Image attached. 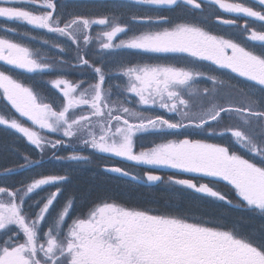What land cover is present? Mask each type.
Here are the masks:
<instances>
[{"label":"snow or ice","instance_id":"obj_1","mask_svg":"<svg viewBox=\"0 0 264 264\" xmlns=\"http://www.w3.org/2000/svg\"><path fill=\"white\" fill-rule=\"evenodd\" d=\"M126 6L152 12L183 7L193 19L133 17L147 30L128 35L117 17L66 14L61 0H0V99L35 129L11 112L0 115V126L26 138L41 156L53 150V158L67 162L64 167L69 170L37 173L11 185L0 182V264H264V233L259 238L246 236L178 212L138 209L108 198L77 214L75 196L65 194L71 170L100 154L143 167V180L149 185L165 182L155 170L171 169L182 175L168 176L166 182L232 205L212 186L224 182L239 207L264 218V0H131ZM212 7L261 22L260 30L247 21L240 29L244 40L257 44L260 51L213 34L195 20ZM217 20L237 24L236 19ZM15 25L63 40L53 45L60 53L70 44L75 55L72 61L61 58L60 66L90 69L92 79H54L51 86L61 93L59 107L41 100L10 70L34 74L54 66L41 63L32 48L15 39L21 35ZM94 25L104 26L103 31L94 34ZM121 34L126 38L117 41ZM23 36L27 38L28 31ZM97 39L99 58L90 61L89 46ZM117 54L149 61H122L114 72L105 58ZM152 58L165 62L153 63ZM204 63L249 81L244 88L232 86L241 100L216 102L217 86L224 81L201 71ZM115 79L121 82L113 83ZM204 79L211 87H200ZM113 89H118L115 99ZM221 125L222 131L216 132ZM201 132L227 137L231 143L193 138ZM149 136L156 139L140 143ZM41 166L42 160L24 155L22 162L5 168L3 181ZM104 171L137 179L116 165ZM205 178L209 182H203ZM38 193L43 195H34Z\"/></svg>","mask_w":264,"mask_h":264},{"label":"trees","instance_id":"obj_2","mask_svg":"<svg viewBox=\"0 0 264 264\" xmlns=\"http://www.w3.org/2000/svg\"><path fill=\"white\" fill-rule=\"evenodd\" d=\"M178 9L180 14L172 15L168 14L167 11H163L162 14L169 17L170 19H178V17L181 15H186L193 18L192 14L189 13L186 8L179 7ZM207 11L208 9L205 10V12ZM212 13L214 16L212 14H208V21L203 22L207 23L206 25L201 23V21H204L205 14L201 16V18L195 17V20L197 22L200 21L199 23L206 28L213 27L214 29H219L216 32L218 35H221L223 30H230L214 24L213 20L215 19V14L216 16L222 15L218 14L217 10L213 11ZM236 29H233L232 31L234 32ZM209 30L211 32L213 31L211 29ZM239 41L244 43L243 39ZM252 45L250 47L254 48L256 51H259V47L254 44ZM241 78L242 77H239V79ZM226 79L228 80V78ZM231 82L235 84L234 81ZM203 137L193 136V138L196 139H202ZM7 138L4 137V140ZM153 139L156 138H152V140ZM210 142L222 144L231 143V141L227 138H212L210 139ZM150 143L151 141L148 144ZM8 156L11 157L12 155L8 154ZM13 159L14 158H12V160ZM104 162V159L97 157L95 160L92 158L88 163L80 164L78 168H73L71 170L72 182L67 185V190L65 192L75 196L76 199L79 198L80 195L84 196L89 194L91 198L85 200L89 202L93 198L95 200L108 198L123 206L147 209L159 213L178 212L197 220L217 224L221 227L226 226L230 230L234 229L246 236L254 235L256 238H259L260 234L264 233V218L260 217L257 213H253L236 205H228L226 203L213 200L212 198L202 196L201 194H195L189 189L170 184L166 182V180L165 182H161L159 185L153 187H144L130 183L133 187L132 189L119 188L115 182H121L123 180L107 175L103 170V167L106 166ZM166 176L167 175H165V177ZM175 176L177 175L175 174ZM111 181H114L115 184H113ZM203 182L209 181L207 178H205ZM212 186L226 194L229 199L231 198V187L226 183H213ZM79 201L81 200L77 199V202Z\"/></svg>","mask_w":264,"mask_h":264},{"label":"rangeland","instance_id":"obj_3","mask_svg":"<svg viewBox=\"0 0 264 264\" xmlns=\"http://www.w3.org/2000/svg\"><path fill=\"white\" fill-rule=\"evenodd\" d=\"M79 1H87V0H79ZM112 1H124V2L126 1L128 3L131 2V0H112ZM231 1H233V2H241V0H225L226 3H232ZM181 8H183V7H181ZM215 10H217L218 14H221L223 16H227V17L232 18V19H234L236 17L239 20L238 29L236 31L233 32V31L225 30V31L221 32V35H223L225 37H230V38H233V39H236V37L244 38V34L240 31V29L244 25L245 21H247V19H245V18L243 19L242 16H236L235 14L225 13L223 10L218 9V7L208 8V11L205 12L204 14H206V15L213 14L212 12L215 11ZM145 11H148V10H145ZM164 11H167V10H164ZM169 11H171V10H169ZM96 12H97V10L95 9L94 13H96ZM99 12L101 13V15H103V13H105L106 11L100 10ZM148 12H150V11H148ZM157 13H160V12H157ZM133 17L139 18V14H137V15H136V13L132 14V19H133ZM197 17L200 18L201 16H197ZM97 18H100V16L99 17H95L94 19H97ZM118 20H119V18H118ZM133 21H134V23H132V24H133V29H134V27L136 28V26H134L135 25V20L134 19H133ZM170 21L171 22H178V21H175L174 19H172ZM204 21L207 22L206 18L204 19ZM252 21L253 20H251V21L248 20L247 21L248 26L250 28H253V26H252L253 22ZM203 24L206 25L207 23H203ZM15 26L18 27L17 25H15ZM137 26L139 28H141L142 31L147 30V26L145 24H143V23H141V25H137ZM21 28L23 30H25V31L27 30L22 25H21ZM103 29H104V26L94 25L93 26V33L98 35L101 31H103ZM207 29L208 30L209 29L213 30L214 31V32L212 31L213 34H215L217 32L216 29H214L213 27H208ZM121 38H126V37H124V34H121L120 36L117 37V41L119 39H121ZM60 41H61V39H58V38L56 39L57 43H59ZM115 42L116 41H114V43ZM247 44L249 45V43H247ZM89 48L92 50V53L96 55V53H98L100 51L99 40L98 39L95 40L93 42V44L89 46ZM40 51H43V50L40 48ZM42 53L40 54V57L44 58L43 57L44 55H42ZM118 55L121 56L120 54H117V55H114V56L106 57L105 60H107V59L116 60V57H118ZM94 57H95L94 60L99 58L97 55L94 56ZM123 58H124L125 62L131 61V62L135 63V62H148L149 61L148 57L127 55V54H124ZM150 62H153V63H155V62L164 63L165 61H163V60L157 61L154 58H152ZM167 62L168 63H173V64H178V65H181V66H183L185 64L184 61H172V60H170V61H167ZM200 70L204 71V72H206L208 74H211V75H216L221 80L224 81L223 84L217 86L218 87V94L216 96V102H226L228 100H232V101L241 100L240 95L238 94V92H236L233 89L232 86H235V88L238 89V88H244L246 85H248L250 83L249 81L245 80L244 78L239 79V77H236L235 75H233V73L231 74L230 72H227L225 74H222L224 72V70L214 71V66H212L210 64H207V63H204L201 66ZM113 71L114 72H118L119 69H116V70H113ZM13 76L16 77L17 75L14 74ZM46 76L47 75H44V74L40 73V74H37L36 78L38 80H40V81H45L46 84L51 87V90L54 93H55V91H56V93H58L59 90H57V89H55L54 87L51 86V81L54 80V79H58V78L66 79V77H67L66 73H60V72H57L55 75H50V76H47V77ZM82 76H86V75L84 74ZM82 76H80V74H78L76 77L73 76L72 78H70L68 80L70 82L78 83L82 79L81 78ZM226 78H228V80ZM83 79H85V78H83ZM231 81H234L235 84H233ZM241 81H243V82H241ZM112 82L118 84L121 81L119 79H115ZM199 84H200L201 88L211 87V82L208 81L207 79L199 81ZM52 91H51V93H52ZM113 92L116 94L118 92V89H113ZM56 95H58V94H56ZM44 102H47V101H44ZM60 102L61 101H59V100H57V101L53 100L51 103H53L56 107H59ZM9 112L13 113L16 116V118L21 120L26 126H29V127H32V128L35 129V126L31 125V123L28 122L26 119L18 117L16 115V113H14V110H12L9 105H6V102L3 99H0V115H6ZM233 122L234 121H225L224 123L228 124V123H233ZM4 129H5L4 127L0 126V132H1L0 133V172L4 171L6 167H14L13 166L14 162H19V161L22 162V156H24V155H28V156H30L32 158L31 154L33 153L34 159H40V160L47 159V158L51 157V155L53 153V150L45 151L43 153V155L41 156L37 151H36V153H34L35 150L33 149V146H31L29 143H27L26 138H23L20 134L14 133L12 130H7L6 129V131H4ZM222 129H223V125H221L220 127H217L215 129V131L219 132V131H222ZM6 133H10V135H9L8 138L6 137L7 139L4 140V137L6 136ZM193 136H197V137H203L204 136L202 139H207L208 142H210V139H212V138H222V139L227 138V137H221L219 135H214L212 137H207L202 132L201 133H193ZM48 138L52 139L54 137L49 135ZM152 138H155V137H150V136L146 137L144 140L141 141V143L144 144V145H147L150 141H152ZM208 138H210V139H208ZM8 154H10L12 156L9 157ZM58 154H60V155L63 154V151H59ZM81 154H85V153H81ZM12 158H14V159L12 160ZM51 159H52V161L48 162L49 164H46V166H47L46 168H48L50 173H60L61 171L65 172V170H68L67 168L64 167V163H67V162H58L53 157ZM79 166H80V164L76 165L74 168H78ZM171 174H173V173H171ZM26 177H28V175H25L22 178H26ZM166 178H167V176L165 177V180H166ZM0 182H6V183H8L10 185L11 184H15V182H12L11 179H8L7 181H3V179H0ZM18 182L19 181H17L16 183H18ZM34 195L39 196V195H43V193H38V194H34ZM230 197H231L230 199L233 202L232 205L238 206V201H237V198L234 195V192H233L232 188H231V192H230ZM89 198H91V197H90L89 194H87V195H84V196L80 195L79 198H77V199L81 200L79 202H77V199H76L75 211H76L77 214L83 213L85 211V209H87L89 207V205H91V204H93V202L97 201L94 198L90 202L89 201H85V200H87ZM30 211L34 212L35 209H30Z\"/></svg>","mask_w":264,"mask_h":264},{"label":"flooded vegetation","instance_id":"obj_4","mask_svg":"<svg viewBox=\"0 0 264 264\" xmlns=\"http://www.w3.org/2000/svg\"><path fill=\"white\" fill-rule=\"evenodd\" d=\"M61 3L63 5H65V7L63 8V11L68 14V13H75V14H80L86 17H90V18H95V17H102V16H107L109 18L112 17H118L119 18V22L121 23L122 26H127L128 28V35H131L132 33H140L142 32V29L139 28L137 25H140L141 23L138 21V19L135 20V25L136 28L134 27L133 29V24L134 21L131 18L132 15V9L137 10L136 12H138V10L142 13V9L139 7V9L135 8L134 6H126L128 5V2H124V1H112V0H87V1H79V0H61ZM130 4V3H129ZM97 10L96 13H94V10ZM93 10V12H92ZM100 10H104L106 11L105 13H103V15H101V13L99 12ZM247 19V21H251L252 22H259L256 21L252 18H246L243 17V19ZM237 21V20H236ZM239 21V20H238ZM238 21L237 24L238 25ZM260 25L262 26L261 22H259ZM137 24V25H136ZM21 35L16 36L15 39H17L20 42L26 43L30 48L33 49L34 53L37 54V59L41 62V63H48V64H52L54 66V70H50V71H46V72H38V73H34V74H27L23 71H16V70H10L11 74L14 75L16 74V78H18L19 80H21L22 82L26 83L29 86H32L34 88V90L38 93L39 97L41 100L43 101H47V102H52L54 101H61V93H55L51 90V87L49 85L46 84L45 81H40L36 78L37 74H44L47 76L50 75H55L57 72L60 73H66L67 77L66 79H70L73 76H77L78 74H80V76L82 75H86V76H82L81 78H85L86 80H90L92 79V72L90 69H84L81 70L79 68L76 67H72V68H68L67 65H65L63 68L60 66L59 64V60L61 58H63L66 61H72L75 53L74 51H72V46L70 44L65 45L67 48V51L65 53H60L58 51V48L53 47L54 44H64V41L61 40L59 43L56 42L57 37H55L53 34H48V33H44L43 31L40 32H36V31H31V30H26L28 31V37L25 38L23 36V33L25 32V30H23L21 28V25H17ZM2 27V26H0ZM260 28H258V30H260ZM0 35H3V32L0 31ZM32 37H35V39H32ZM125 37V36H124ZM48 40L49 43L48 44H44L43 41L44 40ZM40 48L43 51H40ZM119 52V50H117ZM43 52V53H42ZM42 53V55H44V58L40 57V54ZM96 56L95 54L92 53V50L90 49L89 52V59L90 61H93L95 59ZM124 55H121L118 57H116V60H110L107 59L105 60L106 64L111 67L113 70L119 69V64L124 61L123 58ZM3 67V66H0ZM82 73V74H81ZM50 74V75H48ZM46 76V77H47ZM51 79V78H50ZM49 80V79H48ZM47 81V80H46ZM38 82V83H37ZM52 91V93H51ZM58 94V95H56ZM115 93L113 92V99L114 98ZM18 117L19 115L16 114ZM32 158H34V156L32 155ZM47 159L42 160V166L38 169H34L31 172H25L23 175H17V176H13L10 177L9 179L12 180V182H17L20 181L21 179H25L22 178L25 175L31 176V175H36L37 173H50V171L48 170V168H46V164H49L48 162H46ZM119 163L121 165L126 164V163H130V162H126L123 160H119ZM19 162H14L13 166H16ZM119 164V165H120ZM122 167V166H121ZM49 171V172H48ZM137 171V175L140 176H144L143 170L138 169ZM140 173H139V172ZM3 172H0V179H3L2 175Z\"/></svg>","mask_w":264,"mask_h":264},{"label":"water","instance_id":"obj_5","mask_svg":"<svg viewBox=\"0 0 264 264\" xmlns=\"http://www.w3.org/2000/svg\"><path fill=\"white\" fill-rule=\"evenodd\" d=\"M216 22H217L218 24H220V25H223V24L219 23L218 20H216ZM223 26L231 27V26H228V25H223ZM108 173H109V172H108ZM110 174H112V175H114V176H117V177H120V178H123V179H126V180H129V181L134 182V183H137V184H141V185H149V184L145 183L143 179H140V178H138V177H137L136 180H131V179H129L128 177H121V176H118V175H116V174H114V173H110ZM131 175H132V174H131ZM133 176H134V175H133ZM135 177H136V176H135ZM156 184H158V183H156ZM156 184H151V185H156Z\"/></svg>","mask_w":264,"mask_h":264},{"label":"bare ground","instance_id":"obj_6","mask_svg":"<svg viewBox=\"0 0 264 264\" xmlns=\"http://www.w3.org/2000/svg\"><path fill=\"white\" fill-rule=\"evenodd\" d=\"M111 182H112L113 184H115V183H116V184H117V186H118L119 188H124V186H123L122 184H120V183H117V182H115V183H114V181H111Z\"/></svg>","mask_w":264,"mask_h":264}]
</instances>
